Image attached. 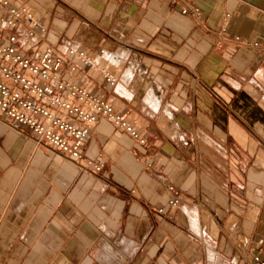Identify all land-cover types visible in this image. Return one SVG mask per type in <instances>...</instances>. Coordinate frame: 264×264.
Returning a JSON list of instances; mask_svg holds the SVG:
<instances>
[{"label": "crops", "instance_id": "obj_1", "mask_svg": "<svg viewBox=\"0 0 264 264\" xmlns=\"http://www.w3.org/2000/svg\"><path fill=\"white\" fill-rule=\"evenodd\" d=\"M17 1L46 28L43 47L86 49L112 71L115 86L96 68L66 76L145 142L100 117L76 163L0 112V264H252L264 249V46L251 44L264 41V0Z\"/></svg>", "mask_w": 264, "mask_h": 264}, {"label": "built area", "instance_id": "obj_2", "mask_svg": "<svg viewBox=\"0 0 264 264\" xmlns=\"http://www.w3.org/2000/svg\"><path fill=\"white\" fill-rule=\"evenodd\" d=\"M183 12L188 13L189 9ZM195 12L199 10L196 8ZM226 16L230 18L229 14ZM222 30L226 31V27ZM45 31L33 8L17 0H0V112L10 125L18 130L27 127L39 145L67 153L76 163L83 156L82 146L92 125L100 117L110 119L134 139L145 142L110 100L66 76L96 68L110 86H115L118 80L112 71L83 48H69L67 57H58L51 46L43 47L41 34ZM242 41L240 36L235 37L236 43ZM251 44L262 47L264 41ZM105 53L100 50V54ZM110 59L119 63L116 56L110 55ZM103 167V163L94 166L97 171ZM168 203L174 207L181 204L177 196ZM258 243L263 244V239ZM245 258L252 264H264V249L254 248Z\"/></svg>", "mask_w": 264, "mask_h": 264}]
</instances>
